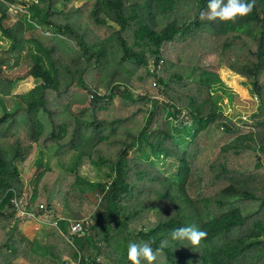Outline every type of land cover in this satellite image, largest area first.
Instances as JSON below:
<instances>
[{
  "label": "trees",
  "instance_id": "obj_1",
  "mask_svg": "<svg viewBox=\"0 0 264 264\" xmlns=\"http://www.w3.org/2000/svg\"><path fill=\"white\" fill-rule=\"evenodd\" d=\"M17 1L0 0V264H132L129 241L153 249L139 264H264V0L229 20L209 19L207 0H29L8 24ZM222 64L258 96L250 123L215 105ZM27 76L38 82L12 93ZM34 144L53 146L62 171L37 164L24 194L16 162ZM99 170L104 180L86 174ZM14 194L61 217L44 242L19 230ZM84 215L90 226L71 238L69 221ZM188 225L206 235L172 239Z\"/></svg>",
  "mask_w": 264,
  "mask_h": 264
},
{
  "label": "rangeland",
  "instance_id": "obj_2",
  "mask_svg": "<svg viewBox=\"0 0 264 264\" xmlns=\"http://www.w3.org/2000/svg\"><path fill=\"white\" fill-rule=\"evenodd\" d=\"M23 1L29 2V0H18L16 3L12 4L9 9V16L6 19V23H12L16 20L22 13L26 10V5H23ZM83 0H71V4L80 5ZM1 40V39H0ZM7 43V40L5 41ZM27 57L26 48L24 49H14L12 51L11 62L6 66V71L12 70V68L18 65L23 59ZM218 76H220V81L213 84L210 92L212 97H214L215 105L218 110H220L224 116L230 119L237 125H243L244 123H250L252 121V113L257 110L258 107V96L252 91L249 81H246L242 75L234 74L231 69L227 68L225 65L219 66ZM38 82L37 78L27 76L22 80L15 82L12 87V93L24 92L30 89L34 84ZM76 93L81 96L86 95V92L82 91L80 88H74ZM3 103L8 110L16 108V99L13 94L9 96H2ZM117 101V98L114 100ZM168 126L170 127L174 137L180 142V147H184L188 137L182 133L181 123L179 124V119L167 118ZM57 155L54 152L53 146L42 147L34 144L31 154L24 162L17 161V167L24 182V193L28 194V188L32 183V179L35 174L36 165L40 164L41 167L62 171V169L57 164ZM75 157L74 154L68 157V166L72 165ZM155 164L160 167L164 172L168 173L170 169L174 168V165L170 164L168 161L154 160ZM87 172V171H85ZM89 174L90 178L93 180H104L105 176L102 170L91 171ZM94 198H96L94 196ZM43 203V202H42ZM45 204V203H44ZM53 207L58 211H61V206L57 203H53ZM87 217V215H84ZM83 216V217H84ZM26 222L20 220L19 230ZM44 227L39 229L37 232V237H33V226L29 225L23 228L25 235L34 241L39 243L44 242L50 226L43 224ZM22 232V230H20ZM23 233V232H22ZM27 233V234H26ZM17 264H37L31 263L22 258L16 259Z\"/></svg>",
  "mask_w": 264,
  "mask_h": 264
},
{
  "label": "clouds",
  "instance_id": "obj_3",
  "mask_svg": "<svg viewBox=\"0 0 264 264\" xmlns=\"http://www.w3.org/2000/svg\"><path fill=\"white\" fill-rule=\"evenodd\" d=\"M252 8V0H207L209 19L219 18L221 20L234 19L237 15H244ZM203 15V12L201 13ZM205 231L193 225L181 226L172 229V239H187L191 244H197ZM144 257L148 261L154 259V252L150 244L129 241L127 244V257L132 264H139L138 257Z\"/></svg>",
  "mask_w": 264,
  "mask_h": 264
},
{
  "label": "built area",
  "instance_id": "obj_4",
  "mask_svg": "<svg viewBox=\"0 0 264 264\" xmlns=\"http://www.w3.org/2000/svg\"><path fill=\"white\" fill-rule=\"evenodd\" d=\"M25 194V193H24ZM10 208L14 212V216L19 220H33L40 224H47L50 227H58V222L61 219L58 215L53 213V210L47 209L44 203L40 202L35 204L38 211L34 209V206H27L26 200L23 196H17L14 194L10 200ZM41 211V212H39ZM92 220L90 217H83L79 220L69 221L68 233L71 238L75 235H81L88 229ZM63 264H76L72 260L65 261Z\"/></svg>",
  "mask_w": 264,
  "mask_h": 264
},
{
  "label": "crops",
  "instance_id": "obj_5",
  "mask_svg": "<svg viewBox=\"0 0 264 264\" xmlns=\"http://www.w3.org/2000/svg\"><path fill=\"white\" fill-rule=\"evenodd\" d=\"M26 223L23 225L24 227H21V229L20 230H22V232L24 233V230H23V228H25V227H27V226H29V225H34L33 227V231H32V233H33V237H37V232H38V230L39 229H42V227H44V225L43 224H40V223H38V222H35V221H33V220H24ZM20 226V225H19ZM25 234V233H24ZM27 234V233H26Z\"/></svg>",
  "mask_w": 264,
  "mask_h": 264
}]
</instances>
